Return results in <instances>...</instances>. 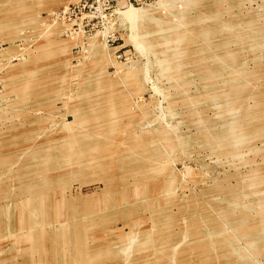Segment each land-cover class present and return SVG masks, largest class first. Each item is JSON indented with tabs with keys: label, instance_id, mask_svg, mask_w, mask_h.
Masks as SVG:
<instances>
[{
	"label": "rangeland",
	"instance_id": "1",
	"mask_svg": "<svg viewBox=\"0 0 264 264\" xmlns=\"http://www.w3.org/2000/svg\"><path fill=\"white\" fill-rule=\"evenodd\" d=\"M0 264H264V0H0Z\"/></svg>",
	"mask_w": 264,
	"mask_h": 264
}]
</instances>
